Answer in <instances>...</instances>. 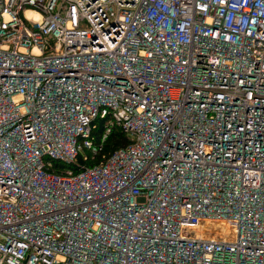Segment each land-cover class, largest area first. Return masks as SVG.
Returning <instances> with one entry per match:
<instances>
[{
    "label": "built area",
    "instance_id": "obj_1",
    "mask_svg": "<svg viewBox=\"0 0 264 264\" xmlns=\"http://www.w3.org/2000/svg\"><path fill=\"white\" fill-rule=\"evenodd\" d=\"M0 264H264V0H0Z\"/></svg>",
    "mask_w": 264,
    "mask_h": 264
},
{
    "label": "trees",
    "instance_id": "obj_2",
    "mask_svg": "<svg viewBox=\"0 0 264 264\" xmlns=\"http://www.w3.org/2000/svg\"><path fill=\"white\" fill-rule=\"evenodd\" d=\"M102 128V123H99ZM128 144V140L125 135L118 129H114L112 134L109 136L108 140L105 144V152L102 155H106L107 157L111 155L113 152L123 148Z\"/></svg>",
    "mask_w": 264,
    "mask_h": 264
}]
</instances>
